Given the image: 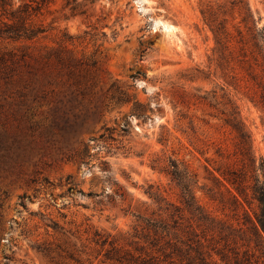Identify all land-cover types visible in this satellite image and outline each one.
I'll use <instances>...</instances> for the list:
<instances>
[{
  "label": "rangeland",
  "instance_id": "374dc122",
  "mask_svg": "<svg viewBox=\"0 0 264 264\" xmlns=\"http://www.w3.org/2000/svg\"><path fill=\"white\" fill-rule=\"evenodd\" d=\"M208 6L233 35L246 9L264 28V0H38L26 23L42 33L0 37V264H52L47 244L55 263L101 264L106 240L162 264H187L199 240L218 264L264 263L251 189L228 193L218 172L242 167L232 106L264 160V107L256 86L229 84L242 71L211 62ZM171 162L212 225L184 209ZM159 217L178 230L153 246L145 221Z\"/></svg>",
  "mask_w": 264,
  "mask_h": 264
},
{
  "label": "trees",
  "instance_id": "16d2710c",
  "mask_svg": "<svg viewBox=\"0 0 264 264\" xmlns=\"http://www.w3.org/2000/svg\"><path fill=\"white\" fill-rule=\"evenodd\" d=\"M37 1L38 0H29L28 2L19 5L18 8H15L14 0H0V11L2 12V20H0V37L6 36L13 40L34 39L42 33V29L28 27L26 23L28 17L32 15L31 10L35 11L36 8H38L33 7V4L37 3ZM220 8L221 7L218 9L220 10ZM246 10V16L241 22L245 30L238 29L237 35H233V33L229 30L226 20L219 19V13L214 7L208 6L207 9L202 12L204 20L210 27L215 38L216 46L213 49V56H216L217 58L210 60L211 62H217V66L222 70H231V73H234L238 69L242 71L244 76L241 79H238V75L235 73L231 76L234 81L229 84H234L237 87L239 86V83L241 84V82L244 81L246 85L251 83L256 86L259 90L250 98L254 103L264 107V28L258 29L255 25L251 26V11L250 9ZM120 101L128 102L129 98L125 97L120 99ZM142 110V106L137 104L135 105V111L143 112ZM225 123L236 134L238 142L237 146L241 156L240 163L242 167L240 170H222L219 168L218 172L226 183L224 186L228 193L231 194V188H233L238 192V194L247 196L246 190L251 189L252 201L249 200L250 208H252L255 203H257L258 207L257 210L252 208L255 215V222H253L252 225L256 236L260 239L263 238L264 234V160L262 159L261 163L258 165L256 157L252 154L251 136L233 106L228 118L225 120ZM171 166L174 168L173 170L168 167L161 171L167 175H171L174 180L178 181L179 186H181L183 190L181 202L184 209L191 215L197 217L200 223H203L204 225H212L214 223L212 218L204 215L198 208H196L194 203L195 198L192 194L191 186L185 184V181H181L182 179L179 173L178 164L171 162ZM153 169L156 170L157 168L153 166ZM249 174H251V176H249ZM260 175L263 176V180H261ZM251 180L254 182L253 185L250 183ZM227 185L230 187H227ZM149 194L151 196L154 195L153 193ZM123 200H125V198ZM145 222L148 230H152L155 237L158 235H161L159 237H163L165 233H167L166 236H169L171 229L178 230V225L171 226L163 217L149 219ZM175 223L177 222L175 221ZM166 236H164V238ZM155 241H158V237L154 238L151 244L153 245ZM179 242L180 241H176L175 245ZM262 242L264 245V240ZM108 243L110 248H108L103 255V259L100 261L101 264H162L157 262L155 257L149 253L145 257L141 255L137 259L131 257L130 251H125L123 247H120L117 244L116 240L103 241L101 247L105 248ZM181 243H183V241ZM172 244V239L165 242V245L167 246H171ZM96 245L100 246L99 241L96 242ZM258 246L259 245H257V247ZM174 247L175 251L172 252L171 255H184L180 248L176 246ZM207 248L208 247L205 246V243H202L199 240L196 249H194L195 256L191 255L188 251L185 253L188 260L187 264H218L213 260V255L207 250ZM57 249L61 250L60 246H58ZM38 250L42 252L52 264H58L55 263V257H53L56 249H53L51 244L40 247ZM191 250L193 249L191 248ZM218 254L222 255L223 260H228L227 254L222 252H219ZM234 254L235 257H238L239 252ZM58 255L67 259V256L64 257L61 253ZM98 256H100V253ZM237 257L234 262L235 264H240V260L237 259ZM68 258L75 261L77 264H86L74 259L71 254H69ZM171 258L172 259L169 263L176 264L173 257Z\"/></svg>",
  "mask_w": 264,
  "mask_h": 264
},
{
  "label": "bare ground",
  "instance_id": "6f19581e",
  "mask_svg": "<svg viewBox=\"0 0 264 264\" xmlns=\"http://www.w3.org/2000/svg\"><path fill=\"white\" fill-rule=\"evenodd\" d=\"M173 28L172 27H168V31H171Z\"/></svg>",
  "mask_w": 264,
  "mask_h": 264
}]
</instances>
